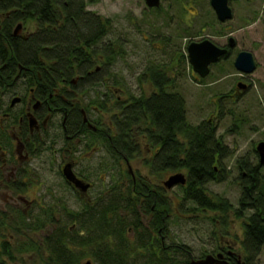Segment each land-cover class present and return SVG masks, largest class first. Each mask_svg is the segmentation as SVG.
<instances>
[{
  "label": "trees",
  "instance_id": "trees-1",
  "mask_svg": "<svg viewBox=\"0 0 264 264\" xmlns=\"http://www.w3.org/2000/svg\"><path fill=\"white\" fill-rule=\"evenodd\" d=\"M85 5L84 0H0V53L10 45L20 59L31 61L34 76L40 72L52 89L69 82L64 81V75L91 73L88 81L78 83L85 108L96 105L111 115L110 124H102L100 119L99 130L84 128L82 133H96L100 138L99 150L105 151V161L114 162L111 168L104 162L105 171L119 169L116 180L105 187L110 190L106 189V194L101 191L92 204L83 205L84 218L77 220L76 229L53 228L41 243L37 239L31 242V251L37 253L41 244L47 252L46 264H190L194 255L188 244L167 240L173 218L163 194L166 187L149 188L148 177L137 182L126 169L121 170V163L128 166L136 154L139 136L158 145L147 163L151 176L186 169V183L179 186L182 205L191 203L192 211L220 215L222 227L228 224L230 211L236 217H246L241 255L245 264H257L264 245L262 167L245 157L236 159L240 170L236 206L226 197L207 192V183L225 178L222 161L229 155L215 135V124L189 122L183 95L169 90L164 75L156 77L155 66L149 76L157 91L145 94L140 75L139 93L126 95L128 88L113 71L115 62L125 57L124 40L112 31L111 18L95 15ZM20 21L31 23V38L24 42L13 36L14 28L22 25ZM47 222L52 225L56 219L50 216ZM44 225V221L31 219V231ZM7 254L10 260L16 259Z\"/></svg>",
  "mask_w": 264,
  "mask_h": 264
},
{
  "label": "rangeland",
  "instance_id": "rangeland-1",
  "mask_svg": "<svg viewBox=\"0 0 264 264\" xmlns=\"http://www.w3.org/2000/svg\"><path fill=\"white\" fill-rule=\"evenodd\" d=\"M84 2L85 7L95 15L111 18L112 31L124 40L125 57L115 62L113 71L118 80L122 81V85L128 88L125 89L126 95L139 93L137 79L140 75L144 80L143 92L150 94L154 91L149 70H147V76L145 75L146 66L164 65V71L174 76L172 88L180 92L186 100L188 121L198 125L201 121L212 119L215 124V135L227 147L229 155L222 161L225 178L221 182H209L205 187L207 192L226 197L236 206L240 194V170L236 167V158L243 156L252 163L257 162L253 147L257 141L264 139V14L256 20L258 13L253 18H249L236 11L233 18L227 22L228 25L220 26V22L215 17L194 18L184 10L181 17L168 24L161 23L156 16L146 15L142 0H84ZM260 5L262 9V0ZM185 9L188 10L187 4ZM147 18H151L153 22L146 23ZM192 23L194 27L191 29ZM153 24L156 27L152 28ZM186 25L190 26L187 28ZM195 35L209 36L217 44L226 41L227 37L236 40L231 53L212 66L210 75L203 79L202 84L192 77L186 52L187 42ZM243 49L251 51L257 63L253 72L244 74L249 77L244 80L241 79L243 73L236 70L233 65L236 54ZM173 56L174 59H179L177 68L176 66L173 68L172 65L175 64V60L171 63ZM177 71L178 73H175ZM239 82L250 83L251 86L243 90L237 87ZM107 117L108 114L103 113L101 119H106L108 122ZM137 141L139 147L133 155L134 158L129 161L128 166L123 163L120 165L121 170L129 169L128 172L134 181H144L148 177V180H145L148 187L158 188L163 187V182L173 174L182 173L186 177L185 168L174 171L164 170L158 175L151 176L147 163L152 158V152L147 149V146H153L143 137L138 136ZM55 142H61L60 133L55 137ZM43 149L44 147H40V150ZM48 152L39 158L35 157L37 161L31 159V168L37 170V179L44 182V186L55 189L52 191L57 192L59 198L66 201L75 200L73 190L70 187L66 189V184L57 174L59 159L51 157ZM100 152L98 158L93 156V159H96L81 161L78 166L81 172L91 176L90 180L94 187L87 194L92 198L100 191L106 194L105 187L118 177V168H113L110 173L105 171L104 164L107 158L104 155L105 151L100 150ZM106 165L111 168L114 162L108 161ZM262 173L264 177V165ZM179 186L174 185L169 189H163L173 218L168 226L167 240L173 239L188 244L195 258L215 252L218 244L225 241L231 244L233 250L241 254L240 241L243 237V221L246 217H236L230 211L227 213L228 216L225 215L228 224L221 228L220 215L212 212L203 213L201 210L192 211L191 203L185 202L182 205ZM31 195L34 196L33 193ZM5 197L4 191H0V206H4ZM73 205L76 206L75 201ZM2 216L5 218L6 214ZM36 216L33 212L32 220L37 219ZM219 234L222 237H219ZM40 235L41 231H31V241ZM16 236L21 241L28 238L22 234ZM46 257L47 254L43 251L32 252L31 264H46ZM85 260L86 258L83 262ZM257 264H264V245L257 257Z\"/></svg>",
  "mask_w": 264,
  "mask_h": 264
},
{
  "label": "flooded vegetation",
  "instance_id": "flooded-vegetation-1",
  "mask_svg": "<svg viewBox=\"0 0 264 264\" xmlns=\"http://www.w3.org/2000/svg\"><path fill=\"white\" fill-rule=\"evenodd\" d=\"M142 1L145 5L144 11H146V15L151 14L158 17L161 23L167 22L170 24L169 22L181 17L184 10L194 18L210 16L217 19L211 0H159V4L152 7L148 6L145 0ZM262 2L263 7L260 9L261 0H227V6L231 11L229 20L233 18L236 11L243 13L244 16L249 18H253L258 13L256 20H259L261 14H264V0ZM185 4L188 5V10L185 9ZM229 20L225 22L218 21L220 26H225L228 25L227 22ZM29 21L31 22V20ZM20 22L22 25L18 24L14 28L13 36L21 37L24 42L31 38V23L27 24V21ZM151 22L153 20L147 18L146 23ZM154 25L152 28L156 27ZM186 26L188 28L190 25ZM193 27L192 23L191 29ZM221 36L223 35L221 34ZM192 37L193 39L189 40L187 45L190 42H200L204 39L211 40L209 36L201 37L195 35ZM211 41L217 46L226 49V53L217 62L209 65V72L205 77H201L197 72L193 71L190 65L192 77L200 84H202L201 82H203L204 78L210 75L212 66L227 57L236 44L235 38L231 39L230 37H227L223 43L217 44L213 40ZM9 47L0 53V191H4L6 194L3 199L4 206H0V261H5L6 264H31V254L32 252L36 253L31 251V242L34 239L40 240L41 243V240L48 235V232L58 226H67L68 231H73L77 228V220H83L84 218L83 205L94 202L97 194L93 198L87 194L94 187L92 181L87 179L91 176L81 172L78 166L81 161H90L93 156L98 158V154L101 153L99 150L100 138H98L96 133L91 132L99 130V120L103 113L106 112L99 109L96 105L89 106L88 109L85 108L87 106L84 105L83 89H78V83L83 80L88 81L92 77L91 73L89 74L86 71V73L83 72L76 75V78L74 76L71 77V75H64V81L69 80V82L65 85H57L52 89L53 86L45 83L40 72L37 77L34 76L30 60L20 59L17 50H14L10 45ZM174 60L173 68L174 66L177 68L179 59H174L173 56L171 63ZM152 66H146V76L148 74L147 70H150ZM155 67V70L159 73L156 77L164 75L166 80H169V83L166 84L169 90L174 89L172 88L174 86L172 84L174 76L168 75L164 71V65ZM175 73H178V71ZM244 74L241 79L249 78ZM239 83L245 86L244 89L251 86L250 83ZM156 91L155 89L152 92ZM229 95L231 96V94ZM110 117L111 115L108 114L107 119L109 121L101 119V123L110 124ZM207 120L212 122L210 118ZM84 128L91 132L82 133ZM59 133L61 142L57 143L55 142V137ZM259 142H264V139L257 141L256 145ZM256 145L253 147V152L257 158L258 165H260L259 155L255 149ZM40 147H44V149L40 150ZM157 148L158 145L147 148L152 152V157L155 155ZM45 152H48L51 157H56V160L59 159L57 174L66 184H64L66 189L70 187L73 190L75 200L66 201L59 198L57 196L58 193L52 191L55 189L50 186H44V182L37 179V170L31 168V159L35 160V157L39 158ZM240 157L238 156L236 159ZM67 164L71 165V170L76 178L89 184L85 191L75 187L64 178L63 168ZM263 165H260V167ZM242 173L244 175V172ZM32 193L34 196L31 195ZM74 201L76 206L73 205ZM33 212L35 216L37 215L36 218L40 222L44 221L46 225H44L43 229L37 230L41 231L40 237L31 241V217ZM4 214H6L5 218L2 216ZM50 216L56 219V222L52 225H48L47 222ZM35 220L33 219V221ZM62 221L65 222L63 223ZM220 226L224 228L222 225ZM7 231H9L8 235L6 234ZM19 234L25 237H28L29 234V237L21 241L16 236ZM81 234H83V231H81ZM219 237H222V235L219 234ZM41 246L39 244L38 251H43L47 254L46 250ZM7 253H10L16 259L10 260ZM210 254L214 256L222 254L223 259L229 264H232L231 262L245 264L242 255L233 250L228 241L220 244L216 251ZM206 255L208 254L202 255L201 258ZM26 257L27 259H25ZM201 258L194 257V259Z\"/></svg>",
  "mask_w": 264,
  "mask_h": 264
},
{
  "label": "water",
  "instance_id": "water-1",
  "mask_svg": "<svg viewBox=\"0 0 264 264\" xmlns=\"http://www.w3.org/2000/svg\"><path fill=\"white\" fill-rule=\"evenodd\" d=\"M148 6H157L159 0H145ZM211 5L214 8L217 19L220 22H225L231 18L230 8L227 6V0H211ZM232 45V43H231ZM226 49L221 48L214 44L209 39H204L200 42H190L187 45V56L189 64L192 66L193 71L197 72L201 77H205L209 72V65L217 62L219 58L224 56ZM234 68L241 73L249 74L253 72L256 67V62L254 60L253 54L248 50L240 51L233 62ZM238 87L244 89L245 86L238 83ZM256 151L259 155V164H264V142H259L256 145ZM64 178L72 183L75 187L80 188L85 191L89 184L83 182L76 178L75 174L71 170V165L67 164L63 168ZM186 183V178L182 173H176L168 177L167 180L163 182L166 188H171L176 184L183 185ZM89 264V263H87ZM190 264H229L225 259H223L222 254L214 256L208 254L201 259H192Z\"/></svg>",
  "mask_w": 264,
  "mask_h": 264
}]
</instances>
